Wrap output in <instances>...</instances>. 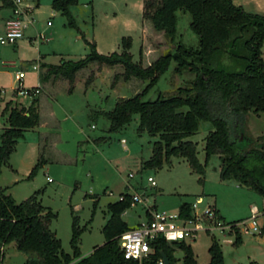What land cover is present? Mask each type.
<instances>
[{"label": "rangeland", "instance_id": "1", "mask_svg": "<svg viewBox=\"0 0 264 264\" xmlns=\"http://www.w3.org/2000/svg\"><path fill=\"white\" fill-rule=\"evenodd\" d=\"M52 1L26 0L32 6L28 14L31 22L24 29L23 38L16 42L17 45L0 43V134L7 118V113H3L6 103L11 101L16 107L29 106L34 98L15 94L16 71L25 72L24 88L40 83V92L35 98L37 103L39 99L42 101L40 125L34 130H26L24 138L17 142L8 162L1 167L0 185L6 187V192L16 202L40 190L38 199L41 204L56 213L50 228L59 237L63 250L70 254L72 218L77 215L79 226L84 227L80 236V256L87 255L94 246L104 242L101 228L108 217L107 204L117 200L120 193L143 194L147 205L168 213L178 212L183 201L191 202V214L202 213L210 205L217 211L219 219L227 224L248 218L252 207H256L260 232L246 234L240 231L238 244L234 243V230L221 231L210 223H204L205 229L197 232L194 239L185 241L198 264L208 263V248L213 239L222 250L224 264H264V195L234 180H221L218 155L207 160L202 180L183 157H172L171 163L160 169H142L141 163L150 157L157 137L137 134L138 116L135 115L122 130L108 132L109 122L103 112L110 110L119 99L140 92L147 80H124L120 75L122 66H99L93 62L77 72L73 92H68L69 84L63 78L51 76L44 84L40 79L43 71L40 70L39 50L46 53L45 61L50 64L60 63L61 57L77 60L86 54V44L80 32L67 25V19L51 7ZM3 4L0 0V8H7ZM141 7L142 0H77L71 11L80 31L99 39L103 54L117 37L130 35L133 60L140 61L144 67L160 55L173 52L178 42L197 47L198 37L189 27L191 16L183 9L176 11L177 29L173 42L148 21L141 39ZM5 12V9L1 11L0 16ZM4 31L5 23L0 17V36ZM38 33L45 38L37 41ZM142 43L151 46L149 50L143 51ZM261 50L264 58V41ZM116 51H121L120 45ZM33 64L39 65L38 72L32 69ZM175 66L176 62L172 61L144 99L153 100L159 94L168 97L177 94L180 87L191 86L195 75L188 70L177 73ZM91 74V89L84 93L85 80ZM45 91L57 100H52ZM93 115L97 118L94 119ZM210 130H213L211 123L200 121L197 132L189 137L196 142L197 156L202 163L205 136ZM234 134L239 141L243 138L251 141L250 145H243L244 149L260 147L264 150V112L245 115L244 131L238 130ZM40 155L45 161L29 177ZM148 176L154 178L155 186L147 181ZM145 213L144 203L136 202L124 210L122 217L132 227L147 219ZM4 253L3 264H24L26 257L16 250L14 243L8 244ZM175 254L181 258L182 251L176 250ZM177 264H181L180 261Z\"/></svg>", "mask_w": 264, "mask_h": 264}, {"label": "trees", "instance_id": "2", "mask_svg": "<svg viewBox=\"0 0 264 264\" xmlns=\"http://www.w3.org/2000/svg\"><path fill=\"white\" fill-rule=\"evenodd\" d=\"M2 1L4 7H12L11 0ZM76 4L77 0H53L51 7L67 19L69 27L80 32L88 52L77 60L61 58L58 64L42 63L46 70L40 79L63 78L68 81V91L72 92L77 72L91 63L122 66L120 75L124 80L136 78L148 82L140 92L119 99L103 115L109 122L110 133L122 130L137 115V134L157 137L150 157L141 163L142 169H160L164 164H170L172 157H183L202 180L207 160L216 154L221 161V180H234L264 195V150L260 147L244 149L243 145H250L251 141L245 138L239 141L234 134L238 130L244 131L245 115L264 112V58L261 50L264 15L246 11L232 0H143L142 17L169 41L173 42L176 36L178 9L189 12V27L198 37L197 47L178 42L173 52L160 55L144 67L140 61L133 60L131 36L121 38L120 52H98L95 41H88L78 28L71 11ZM172 61L176 62L175 72L188 70L195 75L191 86L180 87L177 94L168 97L159 94L153 100L144 99ZM92 80L93 74L87 77L85 86ZM3 113H7V118L0 134V173L17 142L24 138V132L37 126L40 119L35 97L28 107L12 106L9 101ZM200 121L213 126L205 136L203 163L197 156L196 142L189 139L197 132ZM44 161L40 155L29 177ZM39 193L40 190H36L16 202L6 192V187L0 185V264H3L4 248L10 243L25 255L24 264H159L162 254L167 257V263L163 264H177L179 261L181 264H198L185 240L169 242L162 236L149 242L151 251L141 262L123 256L120 236L132 229L122 218L132 201L127 192L120 193L121 199L107 204L108 217L101 228L104 242L82 257L79 244L84 227L79 226L78 216L73 215L69 240L72 253L65 252L56 232L50 228L56 213L41 204ZM191 209L190 202H181L179 216L190 217ZM215 213L220 218L216 210ZM231 229L235 231L234 243H240L239 229ZM176 250L182 251L181 258L176 256ZM208 250L207 264H224L216 239L212 240Z\"/></svg>", "mask_w": 264, "mask_h": 264}, {"label": "built area", "instance_id": "3", "mask_svg": "<svg viewBox=\"0 0 264 264\" xmlns=\"http://www.w3.org/2000/svg\"><path fill=\"white\" fill-rule=\"evenodd\" d=\"M12 7L9 17L5 21V31L0 36L1 44H15L19 39L24 36V29L31 22L28 19V14L32 9L26 0H11ZM48 24L50 22L48 21ZM37 41L44 39L45 35L38 33ZM32 69L39 71V65L33 64ZM25 72L18 70L14 74L15 82L17 86L13 89L16 95L32 96L35 97L40 92V83L37 86L30 88H24L23 78ZM124 141V140H122ZM131 177L132 174L130 173ZM147 181L151 186H155L156 182L152 176L147 177ZM131 205L136 202L144 203L146 211L149 217L141 222L138 226L124 232L120 236V246L123 256L126 259H133L141 262V259L146 256L150 251L149 242L158 236H162L165 240L180 241V240H192L196 237L197 232L205 229L204 223L213 224L214 228H218L221 231L225 229H231V227H237L239 231L245 233L260 232L257 226L256 217L258 210L256 207H252L251 215L243 220L235 223L222 222L215 213V209L210 205L202 213L191 214L188 218H182L178 212L168 213L166 211L157 210L154 205L146 204V196L138 192L131 194ZM121 199L122 197L119 196ZM195 207V204H193ZM159 264H163L160 260Z\"/></svg>", "mask_w": 264, "mask_h": 264}, {"label": "crops", "instance_id": "4", "mask_svg": "<svg viewBox=\"0 0 264 264\" xmlns=\"http://www.w3.org/2000/svg\"><path fill=\"white\" fill-rule=\"evenodd\" d=\"M233 1V3L234 4H236V5H240V6H242L246 11H249V12H253V13H260V14H262V15H264V0H232ZM5 9V14L4 15H1L0 17H2L3 18V22L5 23V21H6V19L9 17V15H10V12H11V7H8V8H0V12L1 11H3ZM142 11H143V0H142V7H141V10L139 11V12H141L140 14V25H139V29H140V34H141V39L143 38V30H144V28H146V21H148V20H146V19H144L143 17H142ZM149 22V21H148ZM93 33V32H92ZM45 34V33H44ZM84 34V36H85V38L88 40V41H95V43H96V48H97V50H98V52H100L101 53V51H100V41H99V39L96 37V36H94V35H92L91 34V37H89V35H87L86 33H83ZM124 35H121V36H119V37H117L116 38V41H114V43L113 44H110L109 46V48L110 49H108V51H107V53H109V52H111V51H116V50H118L119 49V45H120V42H119V40H121V38L123 37ZM128 36H130V35H128ZM23 38V37H22ZM145 38H147V37H145ZM31 39H32V37H31ZM49 38L47 37L46 38V40H48ZM16 45H17V43H15ZM119 44V45H118ZM86 46V47H85ZM84 46V49H85V52L87 53L88 52V47H87V45H85ZM118 47V48H117ZM151 47V46H150ZM150 47H148L147 46V44H145V46H144V43H142V46H141V49L143 50V51H145V50H149V48ZM113 48H116V49H113ZM106 53V54H107ZM45 52H41L40 50H39V55H38V57H40L39 58V62H40V70H42L43 71V73L45 72V70H46V68H43L42 66H41V64L42 63H47V64H49L48 62H46L45 60H46V57H44L45 56ZM61 58H64V57H61ZM65 59V58H64ZM42 74L40 73V76H41ZM51 77V76H50ZM49 77V78H50ZM48 78V79H49ZM48 79H46L45 81H44V84H46V83H48ZM76 80V79H75ZM67 81V80H66ZM68 82V81H67ZM91 84V83H90ZM89 84V85H90ZM85 86V84H84V86H83V92L85 93V90L86 89H88V88H90L91 89V86ZM74 89H75V83H74ZM74 89H73V91H74ZM72 91V92H73ZM46 92V91H45ZM69 92V91H68ZM70 93V92H69ZM46 94L52 99V100H57L55 97L54 98H52V96L50 95V93L49 92H46ZM36 97V96H35ZM42 101H41V99H39L38 100V111H39V106H40V103H41ZM25 107H28V106H25ZM113 106H111V108H112ZM39 116H40V113H39ZM52 116H55L54 115V113L52 112ZM93 118L95 119V118H97V116L96 115H93ZM54 120H55V118H54ZM5 125V123L3 124V126ZM40 125V119H39V124L37 125V126H39ZM2 126V127H3ZM37 126H35L34 128H32V129H28V130H34ZM46 137V136H45ZM187 202H190V201H187ZM191 203V202H190ZM194 204V203H193ZM193 204H192V206H193ZM155 207V206H154ZM146 218H148L149 217V215H148V213H147V211H146ZM123 218V217H122ZM127 222V221H126ZM140 223H137L136 225H134V226H130L131 228H134V227H136V226H138ZM129 225V224H128ZM243 233H245V232H243ZM255 233H258V232H255ZM255 233H252V234H255ZM246 234H248V233H246ZM93 250V249H92ZM91 250V251H92ZM90 251V252H91ZM4 252H5V248H4ZM89 252V253H90ZM88 253V254H89ZM5 254V253H4ZM83 256H85V255H83ZM80 257H82V256H80Z\"/></svg>", "mask_w": 264, "mask_h": 264}, {"label": "water", "instance_id": "5", "mask_svg": "<svg viewBox=\"0 0 264 264\" xmlns=\"http://www.w3.org/2000/svg\"><path fill=\"white\" fill-rule=\"evenodd\" d=\"M162 260L164 263H167V257L164 254H162Z\"/></svg>", "mask_w": 264, "mask_h": 264}]
</instances>
